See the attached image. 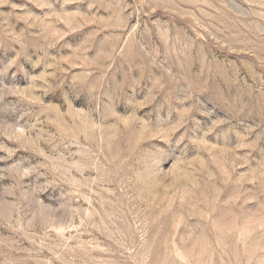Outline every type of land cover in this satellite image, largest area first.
I'll list each match as a JSON object with an SVG mask.
<instances>
[{
  "label": "rangeland",
  "instance_id": "obj_1",
  "mask_svg": "<svg viewBox=\"0 0 264 264\" xmlns=\"http://www.w3.org/2000/svg\"><path fill=\"white\" fill-rule=\"evenodd\" d=\"M0 264H264V0H0Z\"/></svg>",
  "mask_w": 264,
  "mask_h": 264
}]
</instances>
